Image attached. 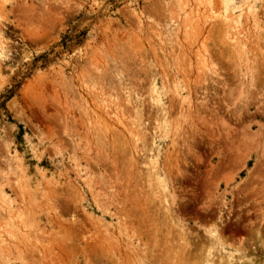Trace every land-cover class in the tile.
<instances>
[{
    "label": "rangeland",
    "instance_id": "1",
    "mask_svg": "<svg viewBox=\"0 0 264 264\" xmlns=\"http://www.w3.org/2000/svg\"><path fill=\"white\" fill-rule=\"evenodd\" d=\"M0 264H264V0H0Z\"/></svg>",
    "mask_w": 264,
    "mask_h": 264
},
{
    "label": "bare ground",
    "instance_id": "2",
    "mask_svg": "<svg viewBox=\"0 0 264 264\" xmlns=\"http://www.w3.org/2000/svg\"><path fill=\"white\" fill-rule=\"evenodd\" d=\"M204 42V41H203ZM205 43V42H204ZM201 46H204V44L202 43V45ZM205 46H206V44H205ZM205 46H204V48L202 47V49H204L205 51H204V53H206V54H204L201 58H202V62H203V64L205 65L204 66V68L203 67H201V69L203 68V70H207V72H209L210 74H218V72H217V70L215 69V67L211 64V57H210V55H209V51H208V49H207V51H206V49H205ZM207 47V46H206ZM200 49V48H199ZM200 51V50H199ZM207 53H208V55H209V57L207 56ZM212 55V54H211ZM198 59H200L199 57H198ZM211 61H210V60ZM200 63H201V61H200ZM212 63H213V61H212ZM209 64V65H208ZM202 71V70H201ZM204 73H201V75L203 74V76L205 77V75L204 74H206L205 73V71H203ZM200 74V73H199ZM207 76V75H206ZM209 77V76H208ZM208 80V79H207ZM210 80V79H209ZM208 85V84H207ZM120 87V86H119ZM196 87V86H195ZM198 87V86H197ZM114 91V90H113ZM115 93V92H114ZM117 94V93H116ZM123 96V95H122ZM135 99V98H134ZM129 104V103H128ZM126 105V104H125ZM132 107V106H131ZM139 107V106H138ZM123 109V108H122ZM135 109V108H134ZM115 110V109H114ZM125 110H127V109H125ZM124 110V111H125ZM128 111V110H127ZM115 112V111H114ZM125 113H127V112H125ZM118 115V114H117ZM120 115H122L123 116V114H121V112H120ZM122 116H121V118H122ZM138 117V116H137ZM213 117V116H212ZM129 118V117H128ZM120 123V122H119ZM123 124V123H122ZM121 126V125H120ZM122 128H126L125 126H124V124L121 126ZM105 130H106V127H105ZM117 130H119V129H117ZM124 130H126V129H124ZM128 130V129H127ZM127 130H126V133H128L127 132ZM141 131V130H140ZM106 132H107V130H106ZM118 132V131H117ZM125 132V131H124ZM129 133H130V131H129ZM117 133H116V131H115V136H118V135H116ZM118 134H120V133H118ZM131 134V133H130ZM129 134V135H130ZM134 135L132 134L131 135V137H133ZM112 137V136H111ZM126 137V136H125ZM128 137V136H127ZM137 137V136H136ZM105 138V137H104ZM125 139V138H124ZM134 139H135V137H134ZM103 141V140H102ZM114 141V140H113ZM126 142V141H125ZM134 143H135V141H134ZM138 143V142H137ZM105 144V143H104ZM119 145H120V143H119ZM125 152V151H124ZM154 175V174H153ZM177 230V229H176ZM209 232V231H208ZM207 232V233H208ZM160 234V233H159ZM148 235V234H147ZM104 237V236H103ZM210 241V242H209ZM208 242L211 244V246L212 247H210L211 249H213V250H215L214 248H216V251L218 252V251H220L219 249H218V247L220 248V243L219 242H217V237L215 236V235H213V234H211V233H209V240H208ZM210 246V245H209ZM208 250H210V249H208ZM209 253V252H208ZM212 257V256H211ZM209 258V257H208ZM211 260V259H210ZM210 261H208V262H206V263H209Z\"/></svg>",
    "mask_w": 264,
    "mask_h": 264
}]
</instances>
